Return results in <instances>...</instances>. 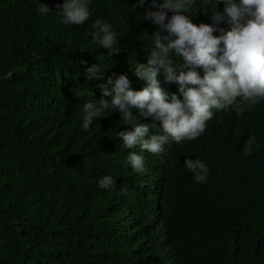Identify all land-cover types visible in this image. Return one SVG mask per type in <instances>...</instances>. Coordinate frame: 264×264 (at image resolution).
<instances>
[{
	"label": "trees",
	"instance_id": "16d2710c",
	"mask_svg": "<svg viewBox=\"0 0 264 264\" xmlns=\"http://www.w3.org/2000/svg\"><path fill=\"white\" fill-rule=\"evenodd\" d=\"M42 2L55 10L62 0ZM136 2L90 0V18L71 26L39 15L37 0H0V77L12 73L0 78V264H155L163 247L173 256L167 264H264L263 101L185 144L168 168L146 159L141 173L124 166L136 148H122L116 131L131 125L118 112L80 129L82 104L99 100L105 82L86 78V66L99 63L104 78L125 74L134 91L144 86L132 66L146 63L157 26L142 20L144 8L132 9ZM208 7L197 6L194 24L212 22ZM97 18L118 39L111 57L85 36ZM158 79L180 98L162 71ZM250 135L258 147L243 156ZM185 156L206 163L205 182H193ZM104 175L109 190L97 187Z\"/></svg>",
	"mask_w": 264,
	"mask_h": 264
},
{
	"label": "clouds",
	"instance_id": "9594fccd",
	"mask_svg": "<svg viewBox=\"0 0 264 264\" xmlns=\"http://www.w3.org/2000/svg\"><path fill=\"white\" fill-rule=\"evenodd\" d=\"M89 4L90 0H62L53 10L37 0L36 12L41 16L53 12L62 25H81L90 18ZM217 4L223 5L222 12L216 10ZM197 6H209L210 24L192 22L191 14ZM137 7L145 10L143 21L157 26L149 36L146 63L132 66L144 86L134 91L125 74L113 73L104 78L99 63L86 66V78H103L105 82L98 85L102 94L99 100L82 104L80 129L86 132L95 118L118 112L120 124L131 125L130 129L116 131L121 146L136 148V152H128L124 166L141 173L148 166L146 159L155 157L157 162L167 163L168 168L185 144L207 138L210 128L219 121L248 116L246 110L264 102V0H137L132 9ZM221 22L227 29L219 27ZM85 36L108 50V57L119 51L112 25L99 18L92 19ZM161 71L165 82L178 85L180 98L163 90L158 79ZM11 75L6 72L0 78ZM233 135L239 136L240 131L233 129ZM254 147H258L257 140L250 135L241 155H250ZM183 167L192 173L194 183L208 178L209 168L198 157L185 156ZM152 179L162 182L166 178L162 180L158 175ZM96 183L103 190L113 187L109 175L98 178ZM156 214L150 227L154 233L163 231L161 215ZM172 259L171 250L163 247L155 264H167Z\"/></svg>",
	"mask_w": 264,
	"mask_h": 264
}]
</instances>
